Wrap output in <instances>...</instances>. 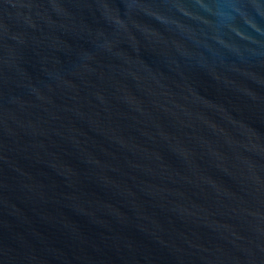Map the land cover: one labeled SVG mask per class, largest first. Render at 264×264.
Listing matches in <instances>:
<instances>
[{
  "label": "water",
  "instance_id": "1",
  "mask_svg": "<svg viewBox=\"0 0 264 264\" xmlns=\"http://www.w3.org/2000/svg\"><path fill=\"white\" fill-rule=\"evenodd\" d=\"M0 264H264V0H0Z\"/></svg>",
  "mask_w": 264,
  "mask_h": 264
}]
</instances>
